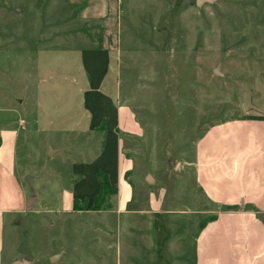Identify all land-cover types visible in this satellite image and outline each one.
<instances>
[{"label": "rangeland", "instance_id": "1", "mask_svg": "<svg viewBox=\"0 0 264 264\" xmlns=\"http://www.w3.org/2000/svg\"><path fill=\"white\" fill-rule=\"evenodd\" d=\"M197 1L0 0V151L35 198L5 226L4 264H194L213 216L196 145L264 117V0ZM116 118L137 231L117 218L115 194L95 202ZM80 179L89 196H67L64 211ZM156 200L162 212L150 214ZM149 241L163 251H145Z\"/></svg>", "mask_w": 264, "mask_h": 264}, {"label": "crops", "instance_id": "2", "mask_svg": "<svg viewBox=\"0 0 264 264\" xmlns=\"http://www.w3.org/2000/svg\"><path fill=\"white\" fill-rule=\"evenodd\" d=\"M119 127V119L116 118L112 134L117 153L112 172L108 175L104 172L116 190V202L121 194L119 209H116L115 202L117 218L124 217L129 231H137L133 226L135 221L125 215L129 212L127 206L132 197L127 178L133 163L121 154V140L116 133ZM193 168L195 183L213 209L212 218L203 224L194 241V264H264V121L245 118L208 132L196 145ZM16 175L13 156L0 151V264H4L6 224L16 225L13 217L29 210L26 206L29 198ZM81 179L73 194L63 191L65 197L61 195L64 197L61 205L64 211L69 209L67 196L87 195L80 190ZM96 183L93 191L99 189L97 179ZM149 207L150 214L162 212L157 200L154 204L149 202ZM151 242L145 251H163L152 247ZM178 245V241L175 245L172 243L167 251H179ZM62 255L63 252L51 253L48 258L56 261ZM21 259L14 257L9 264L26 258Z\"/></svg>", "mask_w": 264, "mask_h": 264}, {"label": "trees", "instance_id": "3", "mask_svg": "<svg viewBox=\"0 0 264 264\" xmlns=\"http://www.w3.org/2000/svg\"><path fill=\"white\" fill-rule=\"evenodd\" d=\"M246 119L251 120V121H264V117H261V116H249V117H246ZM96 179L99 184V189H98V195L95 199V202L99 199V197L102 202L105 196L109 194H116V190L112 189L109 183L108 177L105 173L100 172V171L96 172ZM93 208L95 211L97 209V206Z\"/></svg>", "mask_w": 264, "mask_h": 264}, {"label": "water", "instance_id": "4", "mask_svg": "<svg viewBox=\"0 0 264 264\" xmlns=\"http://www.w3.org/2000/svg\"><path fill=\"white\" fill-rule=\"evenodd\" d=\"M212 2H213V0H198L197 1V5L200 6L203 3H212ZM47 76H48V74H46V77ZM49 152H51V151H49ZM147 179H148V181L151 182V179L149 177ZM33 201H34V196L28 199L27 204H26L27 209L30 208V206L33 203ZM54 260H55V258L52 259L51 262H53ZM13 264H29V262H27V261H16Z\"/></svg>", "mask_w": 264, "mask_h": 264}]
</instances>
